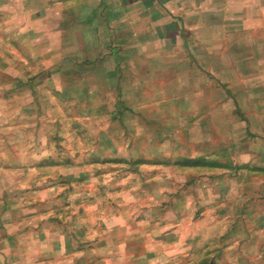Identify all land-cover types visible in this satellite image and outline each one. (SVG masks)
Here are the masks:
<instances>
[{"label":"rangeland","instance_id":"rangeland-1","mask_svg":"<svg viewBox=\"0 0 264 264\" xmlns=\"http://www.w3.org/2000/svg\"><path fill=\"white\" fill-rule=\"evenodd\" d=\"M35 11L0 7V234L12 264H264V109L204 106L218 122L203 115L186 139L193 99L181 115L152 85L118 91L113 58L71 53L58 13ZM202 78L203 103L225 97Z\"/></svg>","mask_w":264,"mask_h":264},{"label":"crops","instance_id":"crops-1","mask_svg":"<svg viewBox=\"0 0 264 264\" xmlns=\"http://www.w3.org/2000/svg\"><path fill=\"white\" fill-rule=\"evenodd\" d=\"M0 7H36V17L57 12L62 43L75 46L71 53L115 60L118 91L152 85L154 100L172 94L181 115L193 99L195 112L183 115L186 139L202 130L203 115L218 122L204 106L225 100L233 108L264 109V0H0ZM203 76L222 82L223 99L203 103ZM241 118L251 122L246 113ZM5 246L0 234V264H12Z\"/></svg>","mask_w":264,"mask_h":264}]
</instances>
